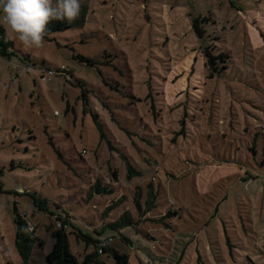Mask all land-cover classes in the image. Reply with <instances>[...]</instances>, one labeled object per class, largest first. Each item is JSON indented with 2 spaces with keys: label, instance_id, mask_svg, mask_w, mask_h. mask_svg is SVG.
<instances>
[{
  "label": "rangeland",
  "instance_id": "374dc122",
  "mask_svg": "<svg viewBox=\"0 0 264 264\" xmlns=\"http://www.w3.org/2000/svg\"><path fill=\"white\" fill-rule=\"evenodd\" d=\"M81 5L39 48L0 17V264H46L64 222L80 261L264 264V0Z\"/></svg>",
  "mask_w": 264,
  "mask_h": 264
},
{
  "label": "trees",
  "instance_id": "16d2710c",
  "mask_svg": "<svg viewBox=\"0 0 264 264\" xmlns=\"http://www.w3.org/2000/svg\"><path fill=\"white\" fill-rule=\"evenodd\" d=\"M88 8L85 5H81V11L79 16L71 21L68 22L67 20H57L53 19L50 20L46 27V32L44 35V38H49V35L56 31H62L65 29L72 28L73 26L82 24L86 19ZM194 27L199 31V21L195 22ZM12 45V42L6 40L5 36V29L4 27L0 26V54L3 56H10L11 52L9 50V47ZM207 57H208V64L211 67L212 75L217 72H221L223 69H226L228 66V61H226V57L230 58L231 56L229 54H219V55H213L210 53V51H207ZM82 60L89 62L92 64V60L87 58H82ZM220 60V61H218ZM133 167L130 166L129 168V175L134 174ZM95 191H108L106 188L101 187L100 184L96 183L94 185ZM36 202L39 204H44V200L41 198H36ZM153 200H151V203L149 204V207H152ZM15 214L17 216V224L19 227V237L24 241V248L27 250L28 253L33 242H35L38 237L33 233V231H29V225L26 222V220L18 214V209L15 208ZM65 223L64 222V226ZM134 222L132 218L127 215L123 214L119 220L115 221L114 223H111L108 225L107 228L121 230L124 227L133 225ZM56 230L54 233L55 236V244L53 246V249L47 254L46 257V264H106L104 260L101 258V254L99 252H96L95 254H88L84 258L83 261H80L78 257L72 252L67 230L64 228ZM113 237L110 239H107L106 244L101 247L102 252L105 251L106 253H109V257H111L116 264H129V257L126 253H120L119 250L115 249L110 244H107L108 241H112ZM42 243V242H41ZM101 252V253H102Z\"/></svg>",
  "mask_w": 264,
  "mask_h": 264
},
{
  "label": "clouds",
  "instance_id": "9594fccd",
  "mask_svg": "<svg viewBox=\"0 0 264 264\" xmlns=\"http://www.w3.org/2000/svg\"><path fill=\"white\" fill-rule=\"evenodd\" d=\"M81 0H0V17L29 47H41L50 20H75Z\"/></svg>",
  "mask_w": 264,
  "mask_h": 264
},
{
  "label": "built area",
  "instance_id": "2783aa9c",
  "mask_svg": "<svg viewBox=\"0 0 264 264\" xmlns=\"http://www.w3.org/2000/svg\"><path fill=\"white\" fill-rule=\"evenodd\" d=\"M49 72L51 73L52 71L51 70H49ZM33 225H29V229H31V230H33ZM106 244V242H104L102 245H101V247L103 246V245H105ZM102 251V250H101Z\"/></svg>",
  "mask_w": 264,
  "mask_h": 264
}]
</instances>
